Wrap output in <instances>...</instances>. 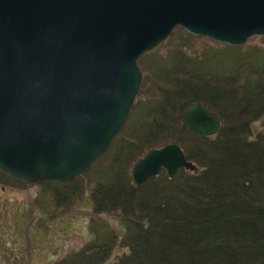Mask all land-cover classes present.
I'll return each instance as SVG.
<instances>
[{"label":"water","instance_id":"water-1","mask_svg":"<svg viewBox=\"0 0 264 264\" xmlns=\"http://www.w3.org/2000/svg\"><path fill=\"white\" fill-rule=\"evenodd\" d=\"M177 27L231 46L264 35V0H0V172L29 185L74 182L128 122L142 87L139 59ZM183 125L215 136L201 104ZM197 171L178 144L138 162L142 185Z\"/></svg>","mask_w":264,"mask_h":264},{"label":"trees","instance_id":"trees-1","mask_svg":"<svg viewBox=\"0 0 264 264\" xmlns=\"http://www.w3.org/2000/svg\"><path fill=\"white\" fill-rule=\"evenodd\" d=\"M206 42L177 27L160 47L173 44L170 53L139 59L142 87L129 121L88 187L94 214H119L125 233L112 230L106 242L54 264H264V128L255 129L264 117V51L255 58L228 45L240 59L229 62L234 72L203 73L193 60L207 49L196 54L193 46ZM195 102L220 119L215 136L184 127L182 113ZM170 144L197 173L180 169L171 178L162 170L136 184L138 162ZM79 178L47 185L56 201H70L86 189ZM8 179L21 183L0 172V185Z\"/></svg>","mask_w":264,"mask_h":264},{"label":"rangeland","instance_id":"rangeland-1","mask_svg":"<svg viewBox=\"0 0 264 264\" xmlns=\"http://www.w3.org/2000/svg\"><path fill=\"white\" fill-rule=\"evenodd\" d=\"M168 40L161 44L164 46ZM161 44L151 53L155 51L165 55L174 49L173 44L161 49ZM201 44L193 46L196 54L207 49L203 56L193 60V64L194 61L199 63V71L220 75L234 72L240 59L237 60L233 47L223 46V43L209 38L203 46ZM239 47L242 52L257 58L264 51V35L253 36ZM150 59V55H144L142 61L148 62ZM229 62L234 67H230ZM255 124V129H263L264 117ZM107 152L98 157L92 168L79 178L86 189L70 201H56V193L50 192L47 182L29 185L22 181L4 180L5 185H0V264H54L68 252L90 245L94 240L106 242L112 236V230L123 236L125 231L119 219L121 216L111 214L99 218L94 214L93 202L89 197L91 189L88 187L95 185L99 164L103 162V159L100 160Z\"/></svg>","mask_w":264,"mask_h":264},{"label":"bare ground","instance_id":"bare-ground-1","mask_svg":"<svg viewBox=\"0 0 264 264\" xmlns=\"http://www.w3.org/2000/svg\"><path fill=\"white\" fill-rule=\"evenodd\" d=\"M215 42V41H214ZM217 42V41H216ZM218 43H220V42H218ZM227 46L228 44L226 43V44H223V46ZM142 73V72H141ZM142 84V83H141ZM141 90V89H140ZM138 97V96H137ZM137 99V98H136ZM136 101V100H135ZM135 103V102H134ZM134 105V104H133ZM133 107V106H132ZM133 109V108H132ZM132 111V110H131ZM131 113V112H130ZM130 115V114H129ZM129 121V120H128ZM165 171V170H164ZM158 176V175H157ZM79 178V177H78Z\"/></svg>","mask_w":264,"mask_h":264}]
</instances>
